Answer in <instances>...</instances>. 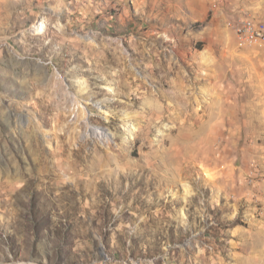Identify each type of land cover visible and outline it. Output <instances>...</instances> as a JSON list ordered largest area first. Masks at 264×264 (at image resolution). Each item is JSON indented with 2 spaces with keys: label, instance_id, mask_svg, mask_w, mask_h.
I'll return each mask as SVG.
<instances>
[{
  "label": "rangeland",
  "instance_id": "1",
  "mask_svg": "<svg viewBox=\"0 0 264 264\" xmlns=\"http://www.w3.org/2000/svg\"><path fill=\"white\" fill-rule=\"evenodd\" d=\"M247 19L264 0H0V264H264Z\"/></svg>",
  "mask_w": 264,
  "mask_h": 264
},
{
  "label": "built area",
  "instance_id": "2",
  "mask_svg": "<svg viewBox=\"0 0 264 264\" xmlns=\"http://www.w3.org/2000/svg\"><path fill=\"white\" fill-rule=\"evenodd\" d=\"M243 43L264 45V22L247 19L231 26Z\"/></svg>",
  "mask_w": 264,
  "mask_h": 264
},
{
  "label": "bare ground",
  "instance_id": "3",
  "mask_svg": "<svg viewBox=\"0 0 264 264\" xmlns=\"http://www.w3.org/2000/svg\"><path fill=\"white\" fill-rule=\"evenodd\" d=\"M44 24L43 22H39V23H36V24H33L31 26L32 28V31L35 33V34H41L43 31H44ZM166 35V39L167 41L171 40L170 36L168 34H165Z\"/></svg>",
  "mask_w": 264,
  "mask_h": 264
}]
</instances>
